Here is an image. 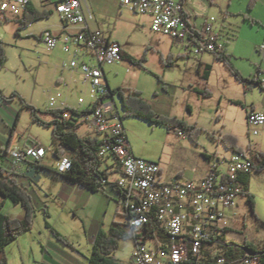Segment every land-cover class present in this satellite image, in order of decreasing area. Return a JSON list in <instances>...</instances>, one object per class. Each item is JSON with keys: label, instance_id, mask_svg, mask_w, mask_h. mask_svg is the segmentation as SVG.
<instances>
[{"label": "rangeland", "instance_id": "rangeland-1", "mask_svg": "<svg viewBox=\"0 0 264 264\" xmlns=\"http://www.w3.org/2000/svg\"><path fill=\"white\" fill-rule=\"evenodd\" d=\"M39 11L53 12L49 19L41 20L22 29L19 34L15 30L16 21H0V43L5 52L6 63L0 79L4 83L7 100L16 104H31L40 110V117L46 116L48 104L54 97L57 106L67 102L85 109L91 102L88 89L74 83L60 82L62 75L70 74L63 68L64 60L70 56L59 46L48 51L41 42V34L45 28L55 29L60 24L56 4L60 0H52L51 4L42 6L40 0H33ZM94 10L97 21L105 31L113 32V39L125 47L135 62H122L117 65L106 64L107 77L114 90H136L143 98L155 102L156 109L170 112L190 126H196L199 132L197 142L189 134L170 131L165 126L151 124L150 121L136 117H126L121 98L116 94L121 116L128 132L133 150H141L149 161L164 163L167 172L176 173L180 181L197 180L209 169L206 155L215 157L225 154L229 156L225 144L219 139L223 135L238 136V144L245 150L253 140L258 149L264 151V135L257 137L249 133L247 114L255 110L264 113V91L252 81L264 85V0L252 10L248 0H188L187 11L194 17L200 27L205 20L215 19V26L226 45V52L231 57L234 68L244 78L243 82L228 70V67L212 54L213 77L204 82L198 74L202 56H198L168 37L153 34L144 15L136 14L121 7L120 0H86ZM249 3V4H248ZM221 20L222 24L218 21ZM74 29V28H72ZM209 57V56H208ZM206 60V58H204ZM169 62L173 63L168 67ZM78 79V77H77ZM79 80V79H78ZM206 89L210 97L197 94L194 90ZM169 90V92H168ZM126 91V92H127ZM168 93V95H167ZM16 94V96H14ZM190 105L191 112L187 111ZM159 115L156 111H154ZM30 110L23 112L21 118V134L37 145L51 149V132L44 126L33 124ZM87 127L81 129L84 134ZM141 153V154H142ZM50 152L47 162L54 161ZM216 158L214 159V161ZM45 175L39 182H32L39 190L40 197L50 206V218L36 213L30 233L25 234L19 245L26 248H38L39 243H46L50 231L46 228V220L64 237L65 242L76 250L89 254L87 228L90 221L97 219L101 213L105 216L106 226H110L120 207L113 202L109 209L102 204V195H97L89 206L76 209L71 203L47 198L50 178ZM250 193L255 197V214L247 199L238 200V215L231 223L227 239L241 244L246 240L256 247L264 246V171L252 173ZM55 201H54V200ZM11 204V203H10ZM77 213L81 223L74 218ZM47 235V236H46ZM57 242L71 251L72 248L57 239ZM134 239L121 242L114 257L120 264H131L135 251Z\"/></svg>", "mask_w": 264, "mask_h": 264}, {"label": "built area", "instance_id": "built-area-1", "mask_svg": "<svg viewBox=\"0 0 264 264\" xmlns=\"http://www.w3.org/2000/svg\"><path fill=\"white\" fill-rule=\"evenodd\" d=\"M120 2L132 12L149 15L153 33L167 36L198 56L225 52L215 19L199 29L188 19L185 0ZM30 4L31 0H0V14L22 18ZM56 10L66 32L54 35L44 31L41 42L48 51L61 46L71 56L63 67L82 74L91 102L85 109H67L57 107V100L52 97L48 107L50 111H63L62 120L89 126L101 139L98 156L103 165L110 163L113 168L122 169L123 177L115 184L121 213L136 241L133 264H264L263 251L253 254L233 246L229 254L211 252L225 243L233 211L243 195L241 176L253 173V160L247 154L234 152L228 158L215 160L201 181H165L158 162L136 157L132 152L115 95L107 84L104 66L124 61L122 44L91 28L94 14L81 0H60ZM247 121L251 134L258 137L264 129V113L252 110ZM47 153L40 145L12 151L11 166L42 164ZM72 165L73 156L66 153L56 169L63 174Z\"/></svg>", "mask_w": 264, "mask_h": 264}, {"label": "crops", "instance_id": "crops-1", "mask_svg": "<svg viewBox=\"0 0 264 264\" xmlns=\"http://www.w3.org/2000/svg\"><path fill=\"white\" fill-rule=\"evenodd\" d=\"M51 1L52 0H40L42 6H45L48 3L51 4ZM81 1H82L83 6L85 8H89L90 11H92V13L94 14L93 15L94 20L90 23L91 28H93V30L103 31L106 35H108L110 40L120 43L119 41H116L113 39V37H114L113 32L109 31V34H108L105 31V29L103 28V26L97 21V19L95 17V12L93 9H91L88 6L87 1L86 0H81ZM248 1H249V3L251 2V0H248ZM260 1L262 2L263 0H258L257 4H259ZM186 2H188V0H185L184 8H185L186 13L188 14L189 21L193 25H195L196 27L201 29L203 26L200 27L199 24L197 23V21L193 19L194 17L191 15V13L189 11H187ZM31 4L33 5V7L36 10H38L37 7L35 6L33 0H31ZM257 4H255V6H257ZM120 5H121V2H120ZM121 7H124V6L121 5ZM143 18L146 22L149 23L151 32H153L151 17L149 15H144ZM21 19L22 18H20V17L18 18L15 16L0 14V21H2V20L6 21V22H8L10 20L16 21V23H15V30L16 31L20 28L19 21ZM206 21L207 20H205V22ZM218 23L222 24L221 20H219ZM44 31H48L49 33H52L54 35H61V34H64L66 32V26L63 24V22L60 19V24L57 25L55 29L45 28L42 32H44ZM153 34H155V33H153ZM156 35H159V34H156ZM160 36H163V35H160ZM163 37H167V36H163ZM220 37H221V35H220ZM121 47H122L124 55L130 56L127 53L125 47H123V44ZM184 49H186V48H184ZM205 54H208V55L202 56V60H201L202 63H200L201 65L199 66L198 74L204 82H208L213 77V64L212 63L216 62L218 60L216 59V61L212 62V57H211L212 54H210V53H205ZM204 58H206V60ZM70 59H71V56H70ZM66 62H68V60H64V63H66ZM123 62H127V60H124ZM206 65L211 66V74L207 80H204L203 75L205 74V70H206L205 66ZM172 66H173V63L171 65H169L168 67H172ZM64 69H66V70L69 69L70 74H68V76H67V74H65V75L63 74L62 79L60 81L61 83L67 82V86H69V87L72 86L74 83H76V84H79L81 88L88 89V87L84 84L83 77H82V74L80 72H78L77 70L76 71L72 70L70 68H64ZM104 70L106 72L107 84L110 86V88L112 90H114L111 87V84L108 80V77H107L108 73L106 70V66H104ZM3 71H4V69L0 70L1 73ZM77 77L79 80L77 79ZM5 90H7V89L5 88L4 83L0 79V166L4 170H6V174H9L10 177L18 185H20V186H22L28 190L29 195L31 196V198L33 200V204L36 208L35 209L36 213H38V212L42 213L47 219H49L51 217L50 213H49L50 206L47 205L48 202H44L40 197L39 190H43V188H40L37 190L35 188V186H33V184H32V182H34V181L28 177V173H30L32 171V169L35 167L39 168L41 179H43V177L45 175H47L46 177L50 178L49 180H51L50 186L48 189L49 194H47V196H46L47 198H51V199L55 198V200H58L59 202L65 201V202L71 203V205L75 206L76 209H79L82 206H84V207L87 205L89 206V204H91L94 201L95 196L102 195L101 197H102L103 206H106L109 209L110 205L113 202H116L120 207V201H119V197H118L119 196L118 188H117V186L112 185V184H115L116 181L120 180L123 177V171L120 167L113 168V165H111L110 163H107V164L102 166V169H104V171H106L109 174V181H108L109 184L107 186H105L104 189H101L99 191H91L84 185L73 184L71 182L66 181V179L63 178L62 176H59V174H55V173L51 172V169L56 170V165L58 164V162L60 160L58 157H56L53 154V156L55 158L54 161L51 163L47 162V158H48V155L50 154V152L53 153L54 150L57 149V147H58V144L54 141V138H53V129L52 128H45L49 132H51V136H52L51 146L52 147L50 150H47V152H48L47 157L42 164L33 165V164H29L26 162V163L18 164L15 167L11 166V163L13 162L12 151L23 150L25 148H28V147L30 148L31 146H34L37 144L31 142L30 137L26 138L24 133L21 134L22 133L21 132V118L23 116V112L26 110H29V109L24 108L22 104H21V106L19 104H16V101H14V100H7L5 98V96H7L5 93ZM194 90H196L197 94H199V95H201L200 93L207 91V89L205 91L197 90V89H194ZM168 92H169V90H168ZM167 95H168V93H167ZM210 96H211V93H210ZM115 101H116V95H115ZM147 101L151 104L153 111H156L159 115L166 116L169 118H174L172 113H170V112L167 113L165 111H160V110L156 109L155 107L157 104L155 102L151 103V101H149V100H147ZM68 104L69 103H67V102L60 103L57 107L66 106L68 108H76V109L81 107V105H79V107H76V106L68 105ZM29 105H31V104H29ZM191 108L192 107L190 105H188L186 110L191 112ZM45 115L46 116H44V117H40L41 120H44L45 122H50L54 119V117L52 115H47V114H45ZM33 124L40 125L34 121H33ZM84 127H87V130L84 134L81 135L80 131ZM124 127H125V125H124ZM249 133L251 134L250 131H249ZM78 134H79L78 136L81 138H83V137H90V138L98 137L100 139V137L97 136L96 134H94L93 131L90 129V127L87 125L81 126ZM127 134H128V132H127ZM180 134H182V133H180ZM262 135H264V129L261 131V134L258 137H260ZM128 139H129V137H128ZM40 146L44 147V145H42V144H40ZM258 147H259L258 144H255V142L252 140L250 145L247 146L248 149L247 150L245 149V151L247 152V156L250 157V156L257 154L259 152H263L262 150L258 149ZM133 149H134V147H133ZM132 152L134 153V155L136 157L148 159L147 156H145L142 153V151L138 150L137 148H136V151L133 150ZM233 153L234 152L231 151V154H233ZM231 154L229 156H226L225 154H223L222 156H219V153H217V154H215V157L210 156V155H206V158L209 160V164L211 166V164L214 162L215 158H216V160L219 158H224V157L228 158L231 156ZM158 163L161 165L162 177L165 181H172L178 177V176H176L177 175L176 173L174 174L172 172H167L165 170V168H164L165 166H164V163L162 160ZM210 166H209V169H210ZM207 174H208V169L205 171L204 174L201 175V177H199L195 181L203 180L207 176ZM245 177L246 176H241V182L243 184L242 185L243 186V195L239 198V200H241V199H247L248 200V198L244 192V185L245 184L243 182V179ZM251 178H252V174H251ZM251 178H250V185H251V180H252ZM250 185H248V192L249 193H250ZM0 211L2 213L12 217V219H23L25 217V211L23 210L22 206H15L10 200H7V199L1 198V197H0ZM233 214L234 215H233L232 222H234L236 220V216L238 215V204H237V207L235 208V210L233 211ZM74 218L77 219L81 223V220L79 219V216L77 215V213H74ZM116 221L118 223H126L127 224V218L125 215H123L121 213V207H120L119 214L117 213V218H115L114 222H116ZM105 223H106L105 222V216L103 215V213H101L99 215V217H97V219H93L90 221V225L88 226V228H87L86 224H83L84 233L87 234V237H88L87 242H88L89 247H90L89 254L86 255L81 250L71 251L65 247H62L61 244H59L57 242V237L53 234V232L51 230L53 227L50 225V222L48 220H46V224H45L46 228L50 231V235H48V237L46 239V243L40 242L39 243L40 246L38 248H30V249H26V248L20 246L19 245L20 239L25 234H28L31 231L28 233L26 232L23 235H21L17 239V241L10 244L5 249V251L3 253H0V264H88V259L92 254L94 242L96 241L98 233L100 232L101 229L106 231V232L109 231L110 227L113 225V223H112L110 226H106ZM47 224L51 228H49L47 226ZM53 229H55V228H53ZM231 229H232V227L228 230V232L225 236V243L220 244V246L214 247L211 252L221 251L222 253L229 254L230 252L228 250L230 248H233V246H237L238 248L244 247L245 242H247L246 240H244L243 243L238 244L237 242H234L233 240L229 241L227 239L229 231ZM157 243H161V242H157ZM263 247H259V248L257 247V248L260 251ZM135 248H136V243H135ZM133 257H134V254H133ZM133 257H131V264H133V259H132Z\"/></svg>", "mask_w": 264, "mask_h": 264}, {"label": "trees", "instance_id": "trees-1", "mask_svg": "<svg viewBox=\"0 0 264 264\" xmlns=\"http://www.w3.org/2000/svg\"><path fill=\"white\" fill-rule=\"evenodd\" d=\"M258 0H251L249 4V9L252 10L257 4ZM53 12H48V10L39 11L36 10L32 4L28 8L22 19L19 21L20 28L17 30V33L30 26L31 24L37 23L44 19H49ZM122 56L124 60L135 62L136 60L131 57L124 55L122 50ZM5 52L0 44V70H3L6 63ZM216 59L220 62H223L228 70L237 78L239 81H244L242 75L234 68L231 57L228 53L223 52L215 56ZM172 62H169L167 66L171 65ZM201 65V64H200ZM205 74L203 79L207 80L211 74V66H205ZM256 83L263 91L264 85L257 80L252 81ZM124 90L117 89L113 90L112 94H118L121 98L123 109L125 111L126 117H136L144 120H148L151 124L165 126L170 131H178L183 134H189L191 139L197 142L199 138V132L201 130L197 129L196 126H190L186 121L181 120L180 118L174 117L169 118L166 116L157 115L151 104L145 100L139 92L136 90ZM210 91H205L200 93L205 97H210ZM16 96V94H14ZM23 102L22 105L24 108H27L32 113V120L45 128L53 129V138L54 141L58 144L57 149L54 150L53 154L61 159L66 153L73 156V165L70 171L60 174L59 171L51 169L52 173L59 174L66 179V181L73 184H81L86 186L91 191H99L104 189L109 183V174L102 169L103 162L98 156V150L102 144L101 139L98 137H79L78 132L81 128V125H76L73 121L62 120L61 113L63 111H48L47 115H52L54 119L50 122H45L41 120L39 113L40 110L35 109L27 102L20 98ZM70 109V108H67ZM90 112V111H87ZM123 121L124 118L122 117ZM228 150H231L235 153H244L247 152L240 147L238 144V137L234 135H223L220 139ZM253 160V172L261 173L264 171V151L259 152L250 156ZM251 174L246 176L243 179L244 182V192L248 198V203L251 210L255 214V197L253 194L248 192V185H250ZM116 186V184H112ZM0 197L10 200L15 206H22L25 211V217L23 219H12V217L2 213L0 211V253H3L5 249L24 233H28L32 230L34 220L36 217L35 206L33 200L29 195V192L26 188L18 185L9 174H6L0 166ZM47 226L51 228L48 224ZM128 224L118 223L117 221L113 223L109 231L100 230L97 235L96 241L94 242L92 254L88 259V264H120L114 254L118 251L120 243L128 241L131 239L130 230L128 229ZM53 234L61 242H65L64 237L59 234L55 229H51ZM66 246L71 247L73 251H76L69 243H66ZM244 247L251 251L253 254L259 252L258 248L250 243L245 242ZM232 251V248L228 250ZM264 252V247L260 250Z\"/></svg>", "mask_w": 264, "mask_h": 264}, {"label": "water", "instance_id": "water-1", "mask_svg": "<svg viewBox=\"0 0 264 264\" xmlns=\"http://www.w3.org/2000/svg\"><path fill=\"white\" fill-rule=\"evenodd\" d=\"M28 177L31 178L34 182H39L41 179L39 168H33L32 171L28 173ZM242 248L246 249L245 247Z\"/></svg>", "mask_w": 264, "mask_h": 264}]
</instances>
